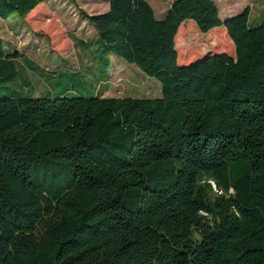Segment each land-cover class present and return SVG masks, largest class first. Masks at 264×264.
<instances>
[{"label": "trees", "instance_id": "trees-1", "mask_svg": "<svg viewBox=\"0 0 264 264\" xmlns=\"http://www.w3.org/2000/svg\"><path fill=\"white\" fill-rule=\"evenodd\" d=\"M40 2L0 0V17ZM108 2L81 15L161 95L0 97V264H264V19ZM187 20L223 25L235 56L179 65ZM15 59L0 37V81Z\"/></svg>", "mask_w": 264, "mask_h": 264}, {"label": "rangeland", "instance_id": "rangeland-1", "mask_svg": "<svg viewBox=\"0 0 264 264\" xmlns=\"http://www.w3.org/2000/svg\"><path fill=\"white\" fill-rule=\"evenodd\" d=\"M147 1L161 17L172 0ZM106 8L107 0H41L25 19L15 13L0 17L4 51L16 56L13 76L0 81V97L159 96L157 79L105 51L93 26L83 22L81 10L92 14ZM188 22L183 24L191 33ZM185 38L179 34L177 41Z\"/></svg>", "mask_w": 264, "mask_h": 264}, {"label": "crops", "instance_id": "crops-1", "mask_svg": "<svg viewBox=\"0 0 264 264\" xmlns=\"http://www.w3.org/2000/svg\"><path fill=\"white\" fill-rule=\"evenodd\" d=\"M212 1H214L215 4L217 5L218 14L222 21L239 14L246 7L249 8V21L251 24H257L258 22H261L264 19V5L261 4L260 0H212ZM169 5L163 8V13L161 17H156V16L155 17L157 19H161L165 15ZM38 6H39V3L31 11H29L28 14L23 18L24 19L27 18V16L30 13H32ZM108 8H109V2L107 0V8L103 10L102 12L107 11ZM153 12H154V9H153ZM98 13H101V12H98ZM82 20L90 27V25L85 20V18H83ZM184 22H182L179 26L180 32L178 33V35L179 34L183 35L186 38L180 39V41H177L178 35L177 36L175 35L176 40L174 38L175 50L177 53V63L179 65H188L190 63H194L197 60L202 59L204 56L212 54V53H226L232 57L235 56L234 43L228 36L226 28L223 25L213 27L207 32L202 33L198 31V29L195 27V23L192 20H190V22H188V26L192 30H191V33H188L187 30H185L187 23H185L184 25L183 24ZM192 39H194V42L191 43L190 41ZM186 40H189V42H187ZM80 42L85 43L86 41L85 42L80 41ZM179 48H183L184 50L183 54L186 58L185 61H182V62L179 61ZM153 85H155V87H158V90H159L158 93L160 96L161 87H159L156 83H153ZM159 96H156V97H159Z\"/></svg>", "mask_w": 264, "mask_h": 264}]
</instances>
